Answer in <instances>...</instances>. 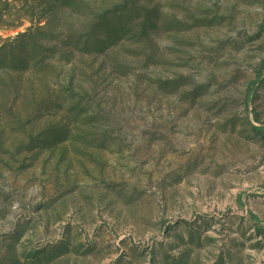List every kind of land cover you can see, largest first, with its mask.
<instances>
[{
	"label": "rangeland",
	"instance_id": "1",
	"mask_svg": "<svg viewBox=\"0 0 264 264\" xmlns=\"http://www.w3.org/2000/svg\"><path fill=\"white\" fill-rule=\"evenodd\" d=\"M263 61L264 0H0V264H264Z\"/></svg>",
	"mask_w": 264,
	"mask_h": 264
},
{
	"label": "trees",
	"instance_id": "2",
	"mask_svg": "<svg viewBox=\"0 0 264 264\" xmlns=\"http://www.w3.org/2000/svg\"><path fill=\"white\" fill-rule=\"evenodd\" d=\"M263 72H264V61L262 62V64H261V67H260V73H259V75H258V80L257 81H259L260 79H261V76H262V74H263ZM253 91V88L252 87H250L249 88V92H248V94H250L251 92ZM258 132H260V133H264V125H261V127L259 128V129H256Z\"/></svg>",
	"mask_w": 264,
	"mask_h": 264
}]
</instances>
